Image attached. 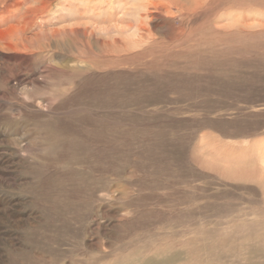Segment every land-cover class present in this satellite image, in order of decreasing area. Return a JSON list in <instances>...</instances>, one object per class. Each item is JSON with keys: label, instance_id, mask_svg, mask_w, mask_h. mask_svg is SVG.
<instances>
[{"label": "rangeland", "instance_id": "rangeland-1", "mask_svg": "<svg viewBox=\"0 0 264 264\" xmlns=\"http://www.w3.org/2000/svg\"><path fill=\"white\" fill-rule=\"evenodd\" d=\"M221 3L0 0V264H264V0Z\"/></svg>", "mask_w": 264, "mask_h": 264}, {"label": "bare ground", "instance_id": "bare-ground-1", "mask_svg": "<svg viewBox=\"0 0 264 264\" xmlns=\"http://www.w3.org/2000/svg\"><path fill=\"white\" fill-rule=\"evenodd\" d=\"M262 1V0H261ZM239 2H242V0H222V6L225 9L233 8L237 6ZM251 4V3H250ZM263 5V4H262ZM255 6V5H254ZM264 6V5H263ZM253 7V6H252ZM233 10V9H232ZM250 10V9H249ZM223 15V14H222ZM226 16V15H225ZM232 21V20H231ZM234 26V25H233Z\"/></svg>", "mask_w": 264, "mask_h": 264}]
</instances>
